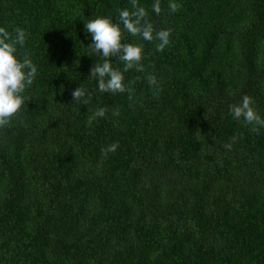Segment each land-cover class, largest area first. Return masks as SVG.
I'll list each match as a JSON object with an SVG mask.
<instances>
[{
  "label": "trees",
  "instance_id": "obj_1",
  "mask_svg": "<svg viewBox=\"0 0 264 264\" xmlns=\"http://www.w3.org/2000/svg\"><path fill=\"white\" fill-rule=\"evenodd\" d=\"M175 2L157 15L139 0L170 44L124 31L144 44L146 72L124 73L131 94H109L89 76L103 57L84 25L115 22L130 0H0V26L26 30L37 67L0 129V264H264V128L229 110L249 95L264 118V0ZM79 86L87 105L72 99Z\"/></svg>",
  "mask_w": 264,
  "mask_h": 264
},
{
  "label": "clouds",
  "instance_id": "obj_2",
  "mask_svg": "<svg viewBox=\"0 0 264 264\" xmlns=\"http://www.w3.org/2000/svg\"><path fill=\"white\" fill-rule=\"evenodd\" d=\"M130 4L131 9L117 10L115 22L112 16H96L88 19L84 25L85 31L91 34L92 42L88 47L92 52L103 57L102 62H96L91 67L89 75L96 80L97 90L101 93L116 94L127 91L131 94L132 88L124 83V73L132 69L140 73L146 72L142 63L144 44L122 42L124 31L142 41L149 43L158 41L155 45L157 51H163L170 44L172 30H156L148 18L147 9L140 5L139 0H130ZM168 7L174 13L179 10L180 5L175 0H169ZM152 9L159 15L161 0H154ZM27 35L28 33L22 27L16 26L9 31L6 26H0V129L11 126L13 119L19 115L28 100L24 93L32 86L37 75V67L31 56L26 50L21 51L26 43ZM112 57H117L116 61L123 63V71L113 67ZM146 79L152 86L154 94H158L159 84L155 75L147 74ZM71 96L75 103L87 105L92 98V93L79 86L72 91ZM253 105V98L244 95L238 104L230 105L229 110L234 119L242 118L245 126L251 125L249 131L258 133L260 128H264V118ZM106 111V108L96 109L92 115L88 116L86 125L90 127L94 120L105 117ZM113 115H119V111H114ZM235 139L234 136L233 140ZM118 146V142H115L101 148L102 156L106 157ZM223 147L231 150L232 143H227Z\"/></svg>",
  "mask_w": 264,
  "mask_h": 264
}]
</instances>
